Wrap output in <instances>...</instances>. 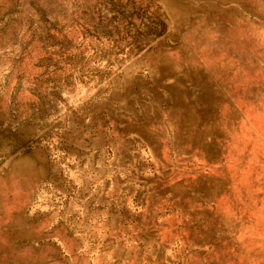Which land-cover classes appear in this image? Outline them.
Returning <instances> with one entry per match:
<instances>
[{
	"label": "rangeland",
	"instance_id": "1",
	"mask_svg": "<svg viewBox=\"0 0 264 264\" xmlns=\"http://www.w3.org/2000/svg\"><path fill=\"white\" fill-rule=\"evenodd\" d=\"M0 264H264V0H0Z\"/></svg>",
	"mask_w": 264,
	"mask_h": 264
}]
</instances>
